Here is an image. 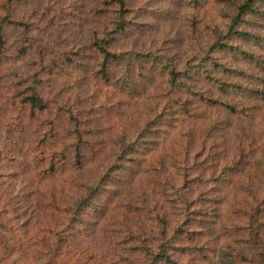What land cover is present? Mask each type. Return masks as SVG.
Segmentation results:
<instances>
[{"label": "trees", "instance_id": "trees-1", "mask_svg": "<svg viewBox=\"0 0 264 264\" xmlns=\"http://www.w3.org/2000/svg\"><path fill=\"white\" fill-rule=\"evenodd\" d=\"M95 1L100 12L94 14L103 21L84 41L72 37L67 44L61 37L73 35L67 11L48 17L44 28L64 41L48 51L23 39L8 43L7 26L28 27L11 18L25 0H0V264H178L189 252L184 264H204L214 250H205L209 241L223 232L238 233L233 264L236 255L243 260L237 264H264V142L251 148L257 144L247 128L257 112L264 113V53L242 48V41L264 38L253 30L264 22V0H216L221 20L205 30L190 55L170 60L149 53L151 67L144 71L154 88L142 96L131 130L115 144L116 121L105 133L98 112H123L124 99H133L143 83L134 62L144 68L141 58L149 54L120 41L148 8L133 0ZM186 2L196 6L199 0ZM14 47L23 60L4 62ZM36 49L37 68L29 73L21 64ZM12 65L22 74L16 81ZM75 78L86 87L76 86ZM70 90L89 93L88 112L75 108ZM61 91L68 107L62 111L53 101ZM105 135L111 145L101 149ZM228 135L236 139L222 147ZM91 156L92 179L80 171ZM152 171H165L166 191H158L163 198L155 193ZM224 183H231L228 192ZM239 185L248 199L233 198L224 207L236 220L226 214L213 225L210 201L221 202ZM23 205L27 211L17 213ZM95 210L85 229L83 215Z\"/></svg>", "mask_w": 264, "mask_h": 264}, {"label": "rangeland", "instance_id": "rangeland-1", "mask_svg": "<svg viewBox=\"0 0 264 264\" xmlns=\"http://www.w3.org/2000/svg\"><path fill=\"white\" fill-rule=\"evenodd\" d=\"M132 4L146 5L148 10L147 12H145V14L142 13L139 18L136 19V23L130 29L128 35L121 39V47L131 48L133 49V51H140V54L145 55L149 53H154L157 56L165 55L170 60H177L178 58L181 59L182 57L188 56V54L190 55V52L196 49L198 44H201L205 30L210 29L214 24L220 22V15L223 9L222 6L218 2H216V0H199L196 6L190 5V3L186 2V0H133ZM99 7L100 5L95 0H25L24 3L16 6L14 10L11 11V18L14 21L23 20L24 23L28 25V27H24L22 25L18 26L17 22H15L14 26H7V31H9L7 33V41L11 45L15 43V38L17 39V41L23 39V43H28L29 45L39 44L40 47L44 45L48 47V51L49 46L55 48L63 46L62 44L64 43V41L62 39H58L57 41V39L53 35H51V33L47 31V29L44 28V23L49 20L48 17H50V15L53 13H57V11L59 12L60 10H65L68 12L65 17L66 19H64L67 23V29L73 34L72 36L66 37V32H63L61 33V37H64L67 44L70 43L72 37L75 40L77 39L84 41L88 37H90L93 31H96L97 28L100 27L103 21V16L101 14H94V12H100L97 9ZM174 7L178 8L177 12L173 11ZM3 13L4 12L0 8V15H3ZM60 14L61 13L57 15L58 19H60ZM260 23L261 22H259L258 25L253 28V30L259 35H264V22L262 21V25H259ZM56 41L57 43H55ZM238 43L240 44L241 41L238 40ZM17 48L19 47H14L8 51V58L4 59V62L13 64L17 60H23V58H20L19 49ZM242 48H251L256 55H261L262 53H264V38L261 36L260 39H258V41L254 43H246L242 41ZM238 54L240 58V51H238ZM149 56L150 58L146 56H142L141 58L142 60L146 61L144 68L140 67V63L138 60L134 62V66L137 69L136 73H138L139 76L145 75V77L143 79V83L138 86L139 91L133 93V99H124V101H127L126 110L119 113L116 109L112 113L110 111V108H105L102 109L101 112H98L101 113L100 122L103 124L105 133L109 132L112 129L109 128V125L116 121L115 127L117 128V130L116 133H113L111 144H115L118 140H120V137L123 133L129 132L131 130L130 128L132 126L133 119L137 117V114L139 113V110L142 106V103L140 101L142 96L154 88L153 81H151L150 78L147 77L148 73L144 71L146 67H151L150 65L152 61L150 60L152 59V56L150 54ZM25 58L26 60L23 61L21 67H23L25 71L32 73L35 68H37L34 62L37 58V49L36 52H34L32 58H30L29 56H26ZM242 63L245 64L243 65V67L254 70V66L252 64H246L245 61H242ZM16 68L12 65V68L9 71L11 72L10 78H12L14 81L18 80L22 76V74L18 73V70ZM78 83L79 80L75 78L76 86L80 87L81 85L83 87H86L85 85H82L80 83L79 85ZM47 85L49 87V84ZM68 93L70 95V99L75 104L76 109H80L83 113L88 112L87 103L90 100L89 93H75L71 92V90ZM79 94L82 95L80 97H77L76 95ZM115 97H117L116 92ZM65 99L66 97H63V93L61 91L60 94L53 99V101H56L55 107L61 109V111L68 109V107L62 103V101ZM116 118L117 120H115ZM250 121V123H247L250 141L252 139L255 144H261L262 142H264V113L259 114V112H257L256 116L251 118ZM103 137H106L105 141H102L101 139L98 141V143H100V146L102 147L101 149L109 148L111 144L108 141V136L105 135ZM234 139L236 138L228 135L220 142V144L222 147H230L232 146V141ZM251 148L260 149L262 148V146L257 144L251 146ZM149 155L150 154L147 152L146 156L149 157ZM95 163L96 159H93L92 156L87 158L84 162V167H82L80 171H83L86 177H90V179H92L93 176H91L89 172L95 170ZM7 169L8 167H5L3 171L8 172ZM152 175L158 178L155 179V183L157 184V191L155 193H160V197L163 198V196H161V192L158 191L161 187H164L163 193L166 191L167 181H165V171H152ZM229 185H231V183H229L228 185L227 183L222 184V189L228 192ZM24 187L26 188V186ZM133 190H136V192L141 191L137 186ZM233 190V195H228L227 197L222 198V201L219 203L217 200L210 201L211 206H209V212H211L212 210L213 212H215L213 225L223 219L222 215L224 218H226V214L232 216V220H236V216H234V213L230 212L231 207L227 211L224 210V207L227 203H231V200L233 198H235L238 202L243 203L247 196L242 186L233 188ZM131 191V189L128 191V197L131 195ZM156 198H158L157 195ZM160 202L164 204L163 201ZM121 208H124V206H121ZM21 211L26 212L27 208H24L23 205L16 212L20 213ZM28 212L30 213V211ZM101 212L102 209L98 210L99 216H101ZM95 214L96 210L91 216L87 217L86 213L83 215L82 224H84L85 229L91 228L92 223H94L93 218L96 217ZM21 216L27 217L25 214H22ZM119 216H121L120 213ZM21 221L22 219H19V222ZM91 235L93 236L94 234ZM93 238L94 243L100 246V242H102L100 237L96 236ZM238 241V233H235L232 236H227L223 232L220 236L211 239V241H209V245L205 248V250L207 251L209 247H212L214 250L207 251L210 257L208 256V258L205 259L204 264H213L210 262L212 259H216V261L214 260L215 264H233V260L235 257V254L233 253L239 247ZM103 245H105V242L102 243L101 246ZM189 253L187 255H184L183 261L178 264H184L185 261L190 258L193 252ZM228 253H230L229 255H232L228 256ZM238 262H243V260L236 255V264Z\"/></svg>", "mask_w": 264, "mask_h": 264}]
</instances>
